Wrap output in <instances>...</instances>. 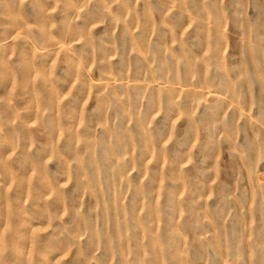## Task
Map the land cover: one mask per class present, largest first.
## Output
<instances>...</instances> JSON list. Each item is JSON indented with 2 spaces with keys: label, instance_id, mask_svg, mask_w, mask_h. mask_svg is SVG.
Segmentation results:
<instances>
[{
  "label": "rangeland",
  "instance_id": "374dc122",
  "mask_svg": "<svg viewBox=\"0 0 264 264\" xmlns=\"http://www.w3.org/2000/svg\"><path fill=\"white\" fill-rule=\"evenodd\" d=\"M0 264H264V0H0Z\"/></svg>",
  "mask_w": 264,
  "mask_h": 264
}]
</instances>
